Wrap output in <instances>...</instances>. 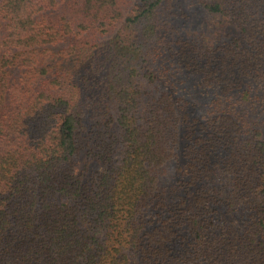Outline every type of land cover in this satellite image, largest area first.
I'll use <instances>...</instances> for the list:
<instances>
[{
    "label": "trees",
    "instance_id": "obj_1",
    "mask_svg": "<svg viewBox=\"0 0 264 264\" xmlns=\"http://www.w3.org/2000/svg\"><path fill=\"white\" fill-rule=\"evenodd\" d=\"M0 264H264V0H0Z\"/></svg>",
    "mask_w": 264,
    "mask_h": 264
}]
</instances>
